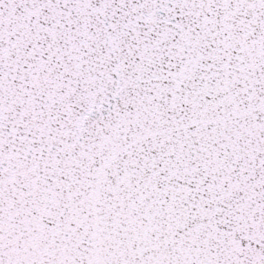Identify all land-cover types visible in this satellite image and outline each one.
I'll return each mask as SVG.
<instances>
[{"label": "snow or ice", "instance_id": "obj_1", "mask_svg": "<svg viewBox=\"0 0 264 264\" xmlns=\"http://www.w3.org/2000/svg\"><path fill=\"white\" fill-rule=\"evenodd\" d=\"M0 264H264V0H0Z\"/></svg>", "mask_w": 264, "mask_h": 264}]
</instances>
